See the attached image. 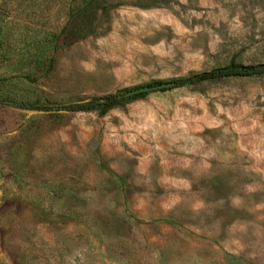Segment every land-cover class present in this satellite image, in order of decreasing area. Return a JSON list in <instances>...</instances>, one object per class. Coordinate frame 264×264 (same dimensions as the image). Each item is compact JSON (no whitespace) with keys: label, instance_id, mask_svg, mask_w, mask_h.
Here are the masks:
<instances>
[{"label":"rangeland","instance_id":"obj_1","mask_svg":"<svg viewBox=\"0 0 264 264\" xmlns=\"http://www.w3.org/2000/svg\"><path fill=\"white\" fill-rule=\"evenodd\" d=\"M68 3L6 0L0 19V264H264V75L105 114L5 103L264 64V0H104L57 41Z\"/></svg>","mask_w":264,"mask_h":264},{"label":"trees","instance_id":"obj_2","mask_svg":"<svg viewBox=\"0 0 264 264\" xmlns=\"http://www.w3.org/2000/svg\"><path fill=\"white\" fill-rule=\"evenodd\" d=\"M67 14L68 20L64 27L62 28L60 38L64 36L68 39L74 40L86 32V27L84 23H88L92 19L93 14L99 8L102 7L104 0H87L82 4H73L75 1L79 0H67ZM6 0H0V19L1 22H5L10 15H8L6 9ZM0 22V23H1ZM82 24V27L77 30L76 25ZM59 45L54 50L57 49ZM264 75V64L254 65V66H244L228 64L223 67L213 68L208 71H203L195 74H191L181 79L172 80L173 86L170 88L187 87L192 85H198L205 82H215L226 78L235 77H254ZM163 83L157 82L150 86H158ZM163 89V90H165ZM127 92H115L102 96H93L84 100L72 102L69 104H54V105H44L37 103H26V102H5L8 105L20 108L22 110L34 111L38 113L45 114H57V113H78V112H98L99 114H105L108 111L121 107L128 102H130L134 97L142 96L143 93H139L136 96H126Z\"/></svg>","mask_w":264,"mask_h":264},{"label":"water","instance_id":"obj_3","mask_svg":"<svg viewBox=\"0 0 264 264\" xmlns=\"http://www.w3.org/2000/svg\"><path fill=\"white\" fill-rule=\"evenodd\" d=\"M173 84L172 83H163L161 85L158 86H146V87H141V88H137L131 91H128L126 93V96H134L137 95L139 93H144V92H149V91H153V90H157V89H165V88H170L172 87Z\"/></svg>","mask_w":264,"mask_h":264}]
</instances>
